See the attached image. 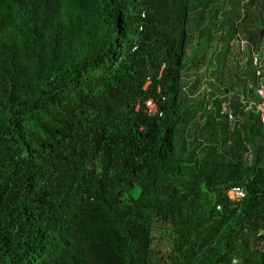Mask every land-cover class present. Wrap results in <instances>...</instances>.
I'll return each instance as SVG.
<instances>
[{
    "label": "trees",
    "instance_id": "trees-1",
    "mask_svg": "<svg viewBox=\"0 0 264 264\" xmlns=\"http://www.w3.org/2000/svg\"><path fill=\"white\" fill-rule=\"evenodd\" d=\"M254 7L0 0V264H264Z\"/></svg>",
    "mask_w": 264,
    "mask_h": 264
},
{
    "label": "built area",
    "instance_id": "built-area-1",
    "mask_svg": "<svg viewBox=\"0 0 264 264\" xmlns=\"http://www.w3.org/2000/svg\"><path fill=\"white\" fill-rule=\"evenodd\" d=\"M234 43L241 52L247 51L248 47L250 46L249 41H247L242 37H239L236 40H234ZM251 63L252 66L254 67V70L256 72V77L259 81V87L257 90L259 101H250L247 108L248 109L251 108L252 105L256 106L260 113L261 120L264 123V70H263L262 58L259 54V51L252 50ZM147 111L149 114L158 113L156 101H154L153 99H149L147 101ZM160 115L162 114L160 113ZM230 118L233 119V116L230 115ZM229 196L232 200H241L246 197V190L243 187L236 186L229 191Z\"/></svg>",
    "mask_w": 264,
    "mask_h": 264
},
{
    "label": "rangeland",
    "instance_id": "rangeland-1",
    "mask_svg": "<svg viewBox=\"0 0 264 264\" xmlns=\"http://www.w3.org/2000/svg\"><path fill=\"white\" fill-rule=\"evenodd\" d=\"M250 14V22H248V26H251V24L254 22L255 24L263 25L264 22V12L261 10V8L256 9L255 7L252 8L249 12ZM259 54L262 58L263 62V70H264V40L262 43V47L259 48ZM247 56H240V58H236V49H233L232 55L229 59L230 64L235 67L237 64L240 65L241 68H244L246 66ZM242 77V76H241ZM243 78V77H242Z\"/></svg>",
    "mask_w": 264,
    "mask_h": 264
}]
</instances>
